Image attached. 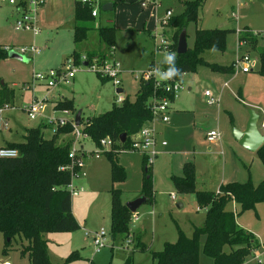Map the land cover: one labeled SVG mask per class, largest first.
Segmentation results:
<instances>
[{"label":"rangeland","instance_id":"374dc122","mask_svg":"<svg viewBox=\"0 0 264 264\" xmlns=\"http://www.w3.org/2000/svg\"><path fill=\"white\" fill-rule=\"evenodd\" d=\"M73 1L44 0L38 7L37 15L41 31L34 34L27 30L15 29L12 5L0 0V44L17 51L21 46L29 47L30 44L38 47V52H25L26 58L28 56L26 60L9 57L0 59V87L5 85L13 91L12 99L0 104V145L5 140L23 141L25 127L27 129L41 124L42 127L45 126L38 122L40 116L30 118L24 110V104L33 97L43 98L47 106H50L45 107L43 116L48 127L43 133L48 136L54 132L56 126L55 121L47 122L46 116L61 114L60 110H55L54 107L57 100L72 99V107H63L68 109L69 113L62 114L74 118L76 111L80 109V118L83 120L81 123H84L88 116L103 112L111 107L112 102H118L119 95L122 98L125 95L133 98L139 80L144 79L138 78V74L141 70L153 66L147 64L154 56L158 57L154 66L160 76L162 68L158 63L165 53L154 50V39H157L159 34L170 37L171 26L167 23V18L165 22L159 20L157 28L156 17L160 15L159 18H163L166 6H169L167 8L171 10V14H174L173 11L179 12L183 8L181 2L150 0L147 5L142 6L141 3L145 0H117L113 10L99 9L97 5L99 15L94 19V26L105 23L108 16L114 19L117 29L111 55L121 70L122 91L116 92V86L107 76L101 79L95 70L83 67L76 71L68 83L59 82L50 87L31 85L34 71L64 68L67 62L75 63L70 55L74 48H91L85 51L76 49L79 52V60L82 56L86 60H96V54L89 56L87 52L104 50L96 28H91L86 38L80 42L73 41ZM232 10L236 12L237 18L231 15ZM195 26L230 29L223 51L208 49L203 55L209 61L223 64L234 61L236 68L233 71H216L207 64H198L194 71H186L182 78L180 76L182 87L177 91L179 96L169 114L170 121L166 124L158 122L155 126L168 143L164 150L167 153L159 154L149 163L152 165L155 202L144 201L136 212L137 219L132 221L131 217L129 218L125 238L122 240L118 235L113 240H108L99 252L95 251L91 236L86 235L81 226L73 231L44 232L52 262H61L72 250L78 249L83 257L65 264H85V253L94 254V260L103 264H106L109 258L113 262H122L131 251L133 264H153L149 244L151 249H161L165 240H176L178 228L190 235L191 222L198 224L204 216V209L197 206L195 194L177 192L171 181V174H181V163L186 159H191L195 164V180L199 188L214 190L221 182L231 180H250L257 184L264 177V166L257 151L242 146L231 132L232 126L240 129L245 127L248 109L252 108L259 114L257 124L264 134V128L260 126L264 120V74L256 71L258 50L264 46V36L261 35L264 32V0H203L198 8L197 23L189 22L186 26L188 46L193 43ZM244 30H249L257 37L255 45L238 41L237 32L242 33ZM149 32L156 33L153 37ZM108 53L107 51L105 58ZM241 54L247 55L248 60H240L238 63L236 60ZM243 65L249 66L250 70L243 72ZM224 82H227L226 86ZM206 89L218 98V102H207L204 95ZM208 129H216L219 132L216 142L209 143L205 139L204 131ZM65 134L61 132L59 137L62 138ZM79 144L82 145L83 152L86 149L92 152L98 147L90 137L79 141ZM130 151L122 153L119 157L126 173L122 180L112 182L110 161L104 153L99 156H84L82 170L87 173L86 176L78 173L80 167L76 166L74 173L78 174L72 177L73 182L85 190L73 195L71 199L85 230H98L100 226L109 230L111 186L122 189L124 202L140 192L143 177L142 154L138 150ZM172 192L175 193L176 199L171 198ZM177 201L182 202L181 207L176 205ZM236 222L252 231L258 238H264V202L257 203L254 209L238 213ZM1 238L0 235V245ZM203 239L202 236L201 243ZM24 241L22 237L15 235L5 252L0 246V263L4 257L17 259L21 242ZM143 245L145 247L140 248ZM224 249L229 250L230 246L225 245ZM261 249L259 246L258 252H262ZM253 255V251L248 254V260L244 264H261L255 262ZM261 256L264 257V254L261 253ZM199 257V264H212L211 257L201 251ZM8 258L4 262L10 261Z\"/></svg>","mask_w":264,"mask_h":264},{"label":"trees","instance_id":"16d2710c","mask_svg":"<svg viewBox=\"0 0 264 264\" xmlns=\"http://www.w3.org/2000/svg\"><path fill=\"white\" fill-rule=\"evenodd\" d=\"M203 0H182L183 9L171 14L167 23L173 27L169 37L168 52L176 53L175 67L179 74L173 76L180 80L186 71H194L198 64H207L216 71H233L234 61L223 64L207 60L203 53L208 49L223 51L226 47V37L230 30L222 27L195 26L191 46L182 53L176 52L177 39L180 31L189 22L197 23L198 8ZM92 5L75 0L73 41L80 42L86 38L91 28H96L98 38L104 44L103 51H88V55L96 54L98 60H103L107 51L115 45L116 26L114 24H98L94 26L95 15L91 14ZM100 9V7H99ZM239 41L255 45L257 37L250 31L240 32ZM75 63H79V52L73 49L70 53ZM8 56V49L0 45V59ZM242 59V54L238 57ZM88 58L87 61H91ZM155 62L151 61L150 66ZM164 70L169 65L164 58L158 63ZM264 74V46L258 50V66L256 69ZM101 79L99 73H97ZM12 89L5 85L0 87V104L12 99ZM156 96L172 93L163 85H156L154 79H140L134 97L125 95L120 102H112L111 107L103 112L88 116L83 123L93 142L108 136L113 140L112 147L103 153L110 161V178L112 182L122 180L126 173L119 162L118 154L130 151L134 134L151 118L148 101L152 93ZM11 97V98H10ZM174 98L172 97V100ZM72 107V99H60L55 108ZM83 121V120H81ZM43 125L26 129L23 141H9L7 146L18 149L15 156H0V233L4 237V246L11 243L15 235L25 241L21 242L20 255L26 257L28 264H65L81 255L78 250H72L61 262H52L47 248L44 232L73 231L79 227L71 209L69 184L72 182L70 168L72 125H56L53 135L44 137L41 131ZM68 134V138L59 139V134ZM125 133V139L120 140V134ZM127 149V150H126ZM264 166V142L256 149ZM151 164L147 163L142 154L143 177L140 195L150 201L153 196ZM171 181L177 192H194L198 207H205V216L201 224L194 225L190 235L178 228L175 241H165L161 249H150L153 264H199L200 251L211 257L212 264H244L248 254L260 246L254 233L236 222V215L246 209H254L256 204L264 202V177L253 184L250 180H231L221 182L216 190L198 189L195 180V164L187 160L182 165L181 174H171ZM122 189L110 188V239L120 236L122 240L128 233V220L131 211L122 198ZM235 205V207H233ZM204 237L201 243V237ZM230 249L225 250L224 246ZM141 246L140 248H144ZM134 249V248H133ZM89 264H100L92 259ZM106 264H133L132 254L122 262L108 261Z\"/></svg>","mask_w":264,"mask_h":264},{"label":"built area","instance_id":"2783aa9c","mask_svg":"<svg viewBox=\"0 0 264 264\" xmlns=\"http://www.w3.org/2000/svg\"><path fill=\"white\" fill-rule=\"evenodd\" d=\"M3 2L9 3L12 5L16 11V16L14 18V26L16 29L21 30H27L30 32H33L36 34L39 31L38 26V7L43 3L44 0H1ZM83 3H90L92 5L91 8V14L97 15V5H100V0H78ZM150 0H145L141 4L146 5ZM237 2H240L241 0H236ZM171 15V10L166 9L165 14L162 19L158 18L159 20H162L165 22L167 18ZM231 15L237 18V14L235 11L232 10ZM238 30V29H236ZM249 31V30H244ZM241 31L237 32V35ZM257 33V32H255ZM261 35L264 36V32L261 33ZM239 41V40H238ZM242 42V41H240ZM170 44V40L168 36H163L162 34H159V37L155 39L154 41V50L155 51H162L165 54L166 53H172L173 51H169L167 49V46ZM113 48L110 49L108 52V56L113 54ZM26 51L38 52V47L35 44H30L29 47L27 46H21L19 52L25 53ZM175 53V52H174ZM107 56V57H108ZM104 58L103 60H92L87 61L84 56L81 57V61L77 63L73 62H67L66 66L64 68H50L47 71H34L32 73L31 78V85H36L43 83L46 87H50L53 85L58 84L59 82L62 83H68L70 81V78H73L76 71L80 68H86L95 70L96 73H99L101 76H107L109 79H111L112 83L115 86L120 85L121 83V70L118 66V62L115 61L114 57L112 55L108 58ZM83 58V59H82ZM87 61L86 64H83V61ZM240 60L247 61L248 56L242 55V59L237 58V62L239 63ZM235 66V63H234ZM236 68V66H235ZM241 70L243 72L249 71L250 67L247 65H243L241 67ZM168 70L162 69L160 71V76L157 75V68L156 66H152L146 70H141L138 74V78L142 77L144 79H154L155 86L156 85H163L164 89L168 92H171L172 95H163L156 96L153 92L152 95L149 98L148 106L151 110V118L141 126V128L134 134L131 140V145L129 150H138L146 156L147 163L152 162L157 153H158V139H157V131L154 126L155 122L162 121L166 122L169 120V109L170 104L173 101L172 97L175 98L177 95V91L180 87H182L181 82L178 79H175L174 77L164 79L162 78V74L166 73ZM204 94L207 96V102L208 103H215L218 98H216L212 92L209 89H206L204 91ZM122 96L119 95L117 98V101H122ZM47 106L43 98L39 97H33L26 105H24V110L27 112L28 116L30 118H35L38 116H44V109ZM55 110H60L61 114H67L69 113L68 109L64 108H56ZM47 115V122H53L55 121L56 125H65V124H71L72 125V141L70 144L69 149V157L71 158L70 168L72 165L80 167V170L78 173L85 174V171L82 170L83 166V158L86 156H99L100 154H103L105 150H108L112 147L113 140L108 137L104 136L99 139L98 147L94 150L89 151L86 149L84 152L82 151V145L79 144V141L87 140L90 136L89 134L83 130V123L80 122V124H75L74 118H71V116H65V115ZM260 126L264 128V120L261 121ZM219 137V132L216 129H209L206 132V139L208 141H215ZM161 144H166V140H160ZM78 144V146H77ZM127 150V149H126ZM91 153V154H90ZM18 154V149L12 146L7 145H0V156H15ZM86 155V156H85ZM85 156V157H84ZM77 168V167H76ZM75 168V169H76ZM72 171V176L77 175L78 173H74L76 170ZM70 192L72 195H76L79 192L83 190L82 186L75 185L74 183L69 184ZM174 197V194L172 195ZM86 234H90L92 237V243L94 246L95 251L100 250L103 246H105L110 239V232L109 230H106L103 226H100L98 230L90 231L85 230ZM262 249V252H258L257 248L253 250V258H255V262H260L261 264H264V257L261 256V253L264 254V244L260 246ZM4 264H11L10 261H5Z\"/></svg>","mask_w":264,"mask_h":264},{"label":"crops","instance_id":"0c3cea01","mask_svg":"<svg viewBox=\"0 0 264 264\" xmlns=\"http://www.w3.org/2000/svg\"><path fill=\"white\" fill-rule=\"evenodd\" d=\"M180 2H181V4H182V0H179ZM74 2H75V0L73 1V24H74ZM116 2H117V0H100V5H99V7H100V9H103V5H107L108 7L106 8V9H103V10H113V8H114V6H115V4H116ZM160 3H162V1L160 2ZM159 4V3H158ZM142 5V4H141ZM147 5V4H146ZM142 6H145V5H142ZM167 7H169V6H166V9H169V8H167ZM171 7V6H170ZM182 7H183V4H182ZM12 9H13V13H14V16H16V11H15V9H14V7L12 6ZM183 9V8H182ZM182 9L180 10V11H182ZM99 11V10H98ZM179 11V12H180ZM173 13H178V12H175V11H173ZM165 14V13H164ZM164 14H162L163 16H164ZM99 15V13H97V15H95V18H96V16H98ZM161 15V16H162ZM160 16V15H159ZM159 16H157L156 17V23H157V28H158V18H159ZM15 18V17H14ZM38 18H39V16H38ZM40 23V20H38V24ZM100 24H114L115 25V22H114V19L111 17V16H108L107 18H106V22L105 23H100ZM116 26V25H115ZM117 28V27H116ZM156 28V29H157ZM16 29V28H15ZM174 29H173V27L171 26V30H170V35L172 34V31H173ZM25 31V30H24ZM40 31H41V27H40V25H39V31L36 33V34H39L40 33ZM157 31V30H156ZM150 33V35L151 36H153L154 37V33H156V32H149ZM154 41H155V39H154ZM0 45H3V44H0ZM3 46H5V45H3ZM5 47H7V46H5ZM74 49H77V48H74ZM89 49H91V48H86V49H77V50H80V51H85V50H89ZM92 49H94V48H92ZM8 50H11V48H8ZM13 50H15V49H13ZM73 50V49H72ZM71 50V51H72ZM15 51H17V50H15ZM71 51H70V53H71ZM17 52H19V51H17ZM158 52V51H157ZM19 53H21V52H19ZM21 54H23L24 56H25V53H21ZM7 57H9V56H7ZM26 57V56H25ZM9 58H16V57H9ZM27 58H28V56H27ZM26 58V59H27ZM31 58H33L32 56H31ZM30 58V59H31ZM156 58H158L157 56H154L150 61H149V63L147 64V66L148 65H150V63H151V61H155L156 60ZM161 58H162V56H161ZM160 58V59H161ZM25 59V60H26ZM208 60V59H207ZM230 63V62H229ZM146 66V67H147ZM181 78H182V76H181ZM224 84H225V86H226V84H227V82H224ZM41 85V87H43L42 85H44L43 83H40L38 86H40ZM45 86V85H44ZM121 86L122 85H120V86H116V88H118V87H120L121 88ZM46 87V86H45ZM116 88H115V90H116ZM188 89H190V86H188ZM123 90V89H122ZM117 92V91H116ZM35 93H36V95H37V90L35 91ZM61 94H63L64 95V93H61ZM22 95V94H21ZM205 95V94H204ZM178 94L175 96V98L173 99V101L171 102V104H170V109H169V114H170V112L172 111L171 109H173V104L174 103H176V99L178 98ZM206 96V95H205ZM207 97V96H206ZM30 101V100H29ZM216 102H218V100L216 101ZM215 102V103H216ZM28 103V102H27ZM26 103V104H27ZM26 104H24V105H26ZM210 104H213V103H210ZM177 106V105H176ZM46 107H50V106H46ZM184 110V108L182 109V111ZM39 117V116H38ZM36 118V117H35ZM43 119V117L42 116H40L39 117V120H38V122H41V123H43L45 126L44 127H42V133H43V130L44 129H48V127L46 126V124H45V122H44V119ZM170 121V118H169V120L168 121H166V122H162V121H157V122H155V124H154V126H156V123H168ZM243 129V128H242ZM164 130V128H162V131ZM209 130V129H208ZM208 130H206V131H204V133H205V139H206V132L208 131ZM156 131H157V139H158V143H157V146H158V148H159V151H158V153H157V155H156V157L159 155V154H164L165 155V153H167L166 151H164L165 150V147L168 145V143L166 142V144H161L160 143V140H165V137H163L162 136V134H161V132H160V130H159V128L157 129L156 128ZM25 134H26V127H25ZM53 135V132L50 134V135H48V136H45L44 135V133H43V136L44 137H47V138H49V137H51ZM67 134H65V135H63L62 136V138L61 137H59L58 136V138L59 139H66V138H68V136H66ZM207 140V139H206ZM217 140V139H216ZM216 140L215 141H208L207 140V142H209V143H213V142H216ZM9 141H15V140H5L4 141V143L3 144H1V145H5L6 144V142H9ZM243 146V145H242ZM248 149V148H247ZM253 151V150H252ZM127 152H131V151H123V152H120L119 154H118V157H120V155L122 154V153H127ZM105 155V154H104ZM106 156V155H105ZM107 157V156H106ZM155 157V158H156ZM119 159V158H118ZM142 159V158H141ZM187 160H191V159H186V160H184L182 163H181V173H182V165H183V163L185 162V161H187ZM154 161V160H153ZM151 166V172H152V165H150ZM87 174V173H86ZM86 174L85 175H83V176H86ZM72 183H74L73 182V179H72ZM75 185H77L76 183H74ZM220 185V184H219ZM219 185H218V187H219ZM196 187H197V185H196ZM217 187V188H218ZM198 189H208V188H199V187H197ZM216 188V189H217ZM216 189H214V190H216ZM85 189L83 188V190L82 191H84ZM213 190V189H212ZM81 191V192H82ZM153 191H154V189H153ZM80 193V192H79ZM78 193V194H79ZM194 193V192H193ZM78 194H76V195H78ZM174 194V197L172 196ZM195 194V193H194ZM73 196V195H72ZM138 196H142V195H140V193L138 192V193H135V197L134 198H136V197H138ZM171 198H173V199H176V195H175V193H171ZM133 199V198H132ZM128 200H131V199H128ZM127 201V200H126ZM125 201V202H126ZM146 201V200H145ZM195 201H196V199H195ZM151 202L152 203H154L155 202V196H154V192H153V196H152V199H151ZM143 203V202H142ZM141 203V204H142ZM178 203L180 204V205H178ZM141 204L138 206V208L141 206ZM176 205L178 206V207H181L182 206V202L181 201H177L176 202ZM198 206V205H197ZM233 207H235V205H233ZM138 208H137V210L136 211H134V212H131V219H132V221H134V220H136L137 219V216H136V212L138 211ZM200 208H203L204 209V216H205V207H200ZM71 209H72V212H73V214H74V216H75V218H76V220L78 221V223H79V226H81L83 229H84V231H85V227H84V225H81V222H80V219H79V217H78V215H77V213H76V211H75V205L74 204H72V199H71ZM204 216H203V219H202V221L200 222V223H198V224H201L202 222H203V220H204ZM85 221V220H84ZM132 223V222H131ZM198 224H196L195 222H191V232H192V228H193V226L194 225H198ZM133 229V228H132ZM133 231H137V230H134L133 229ZM138 232H140V231H138ZM137 232V233H138ZM86 234V233H85ZM0 235L2 236V238H1V247H2V251H4L5 252V246H4V237H3V235L0 233ZM86 235H90V234H86ZM255 235V234H254ZM91 236V235H90ZM256 236V235H255ZM257 237V236H256ZM91 239H92V237H91ZM257 239L259 240V242H260V246L262 245V244H264V238H262V239H260V238H258L257 237ZM110 240V239H109ZM166 241V240H165ZM164 241V242H165ZM164 242H163V244H164ZM110 247H112V246H110ZM47 248H48V243H47ZM152 247H151V244H149V250L151 249ZM102 249V248H101ZM100 249V250H101ZM132 250H133V248H131ZM76 250H78V249H76ZM100 250H98L97 252H99ZM79 251V253H80V255H81V257H83L82 256V253H81V251L80 250H78ZM7 252V251H6ZM132 253V251L130 252V254ZM17 255H18V258L17 259H14V260H12V259H10V258H8V257H4L2 260H1V263L0 264H4V260H6L7 258L8 259H10V261H11V264H28V260H27V258L26 257H23V256H21L20 255V252L19 253H17ZM85 257H86V259H87V261H86V263L85 264H89V260H93V261H96V260H94V254H83ZM51 258V257H50ZM199 259H200V257H199ZM248 260V257L245 259V261H244V263L246 262ZM108 261H112L111 260V258H109L108 259ZM97 262V261H96ZM98 263H100V262H98ZM100 264H103V263H100Z\"/></svg>","mask_w":264,"mask_h":264},{"label":"water","instance_id":"95a60500","mask_svg":"<svg viewBox=\"0 0 264 264\" xmlns=\"http://www.w3.org/2000/svg\"><path fill=\"white\" fill-rule=\"evenodd\" d=\"M108 6L103 5V9H106ZM187 41H186V30L183 28L177 39V45H176V52L177 53H182L187 50ZM8 56L9 57H16L21 60H25L26 57L11 49L8 50ZM87 61H83V64H86ZM117 92L122 91V88L118 87L116 88ZM81 110H77L75 115H74V122L75 124H80L81 118H80ZM258 119H259V114L252 108L248 109V119L246 122L245 127L242 129L232 126L231 132L234 138L244 147L250 149V150H256L263 142H264V134L260 131L258 127ZM125 139V133L120 134V140L123 141ZM145 201L144 196H138L136 198H133L131 200H127L125 204L129 208L131 212H134L137 210L138 206ZM178 205H180L178 203Z\"/></svg>","mask_w":264,"mask_h":264},{"label":"clouds","instance_id":"9594fccd","mask_svg":"<svg viewBox=\"0 0 264 264\" xmlns=\"http://www.w3.org/2000/svg\"><path fill=\"white\" fill-rule=\"evenodd\" d=\"M175 60H176V53L172 52V53H166L165 54L164 62L167 63L170 67L166 73L162 74V78L168 79V78H171V77L179 74V69H177L174 66Z\"/></svg>","mask_w":264,"mask_h":264}]
</instances>
